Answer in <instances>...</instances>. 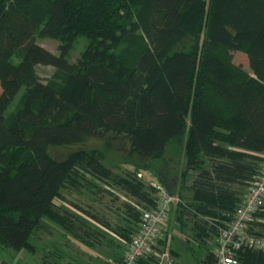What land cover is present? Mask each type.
<instances>
[{"label":"trees","instance_id":"trees-1","mask_svg":"<svg viewBox=\"0 0 264 264\" xmlns=\"http://www.w3.org/2000/svg\"><path fill=\"white\" fill-rule=\"evenodd\" d=\"M37 34L60 39V53ZM79 34L88 44L72 60ZM238 50L250 72L234 62ZM37 64L55 66L54 78L41 79ZM106 135L128 138L129 153L147 159L161 158L170 143L182 146L181 181L189 179L192 196L177 220L208 248L205 264H216L220 228L264 161V0H0L2 246L35 252L32 238L45 219L90 245L105 236L91 220L129 242L141 221L137 205H154L157 189L135 170L114 173L100 150L80 147ZM74 146L63 157L51 151ZM85 188L96 205L80 199ZM116 189L130 199L112 220L108 211L118 205L103 200L119 199ZM255 224L264 235V222ZM166 237L137 264H159ZM239 252V264H264L263 250Z\"/></svg>","mask_w":264,"mask_h":264},{"label":"rangeland","instance_id":"rangeland-1","mask_svg":"<svg viewBox=\"0 0 264 264\" xmlns=\"http://www.w3.org/2000/svg\"><path fill=\"white\" fill-rule=\"evenodd\" d=\"M36 41L46 48L50 49L55 53H60V39L45 36V35H36ZM88 44V38L85 35L79 34L73 40L72 46L69 51V58L72 60H76L85 49ZM234 62L240 64L247 71L250 70L248 56L245 51L238 50L233 53ZM15 61L20 60L19 51H17L13 56ZM37 72L39 73L41 79L48 80L54 78L57 68L50 64H37L36 65ZM25 87L23 86L19 92L16 94L12 102L9 104L6 110V115L9 116L12 112L20 104L21 95L24 92ZM80 147L87 149H98L102 153V163L107 168L111 169L114 173L118 175H125L127 171L135 170L139 173L140 178L143 179L146 183L152 181L155 183H162L167 188L171 189L173 192H177L182 195L183 201L185 204H177L175 206V210L172 213L173 215L170 217L168 221L167 229H163L162 235L170 234V253L172 255V248L180 251V254H177L175 257V264H199L198 259L193 256V254L188 250V248H184L181 244V240L184 238L182 235H186L188 237L193 236V231L191 229V224L186 228L180 227V224L177 220V217L180 215L182 208L185 207L188 203H190L191 192L189 190V179L186 182L182 183L181 177V169H183V151L182 146H177L176 144L170 143L166 146L163 156L158 159H147L141 158L137 155H131L129 153L130 150V142L128 138L123 136H113L106 135L105 137H91L87 143L81 145ZM77 147H62V148H51V151L54 155L63 157L67 155L71 150L76 149ZM95 189V187H93ZM92 188V189H93ZM85 188L83 192H81L80 199L86 200L88 203L96 205V202H92V196L96 198V194L92 191ZM67 195L71 198H74L76 193H70L65 190ZM116 194L119 199H111L108 196L104 197V204H113L116 207L119 203L123 201H127L130 198L124 194L123 191L116 189ZM111 197V196H110ZM99 198V197H98ZM113 200V201H112ZM134 203H137L134 201ZM139 205V204H138ZM120 209V210H119ZM107 211V210H105ZM121 208L116 207L112 208V211H108L112 220L120 219L123 216L121 213ZM120 216V217H118ZM184 215L183 217H185ZM261 215H256L255 223L257 219ZM181 217V216H180ZM264 217V216H262ZM51 223L49 219H45ZM91 224L95 227L96 224L90 221ZM172 225V228H170ZM260 228L262 226L260 225ZM180 229L185 230V232H181ZM60 231H57L58 234L61 233L62 229L59 228ZM166 230V232H165ZM168 231V233H167ZM192 231V232H191ZM58 240V245L62 248L64 262L63 264H69V260H76L80 264H114L113 256L118 252V242L116 238H109L104 236V238H98L96 241H92L90 245L85 240H75L70 234V239H64L60 236ZM112 237H114L112 235ZM182 237V238H181ZM57 239V238H56ZM67 240V242H65ZM46 242V241H45ZM44 241L40 242V246L44 249V245L46 244ZM60 242V244H59ZM67 243V244H66ZM64 244V245H63ZM126 247L125 250L127 248ZM40 248V249H42ZM38 248V250H40ZM79 249V250H78ZM124 250V251H125ZM124 253V252H123ZM52 258V257H51ZM37 261L41 264L45 262L46 255L41 254L37 256ZM117 260V259H116ZM115 260V261H116ZM68 262V263H67Z\"/></svg>","mask_w":264,"mask_h":264},{"label":"built area","instance_id":"built-area-1","mask_svg":"<svg viewBox=\"0 0 264 264\" xmlns=\"http://www.w3.org/2000/svg\"><path fill=\"white\" fill-rule=\"evenodd\" d=\"M157 202L152 206L137 205L141 221L132 234L127 248L114 264H137L139 259L153 252L154 244L168 225L180 197L177 192L168 190L164 185L155 183ZM264 208V161L258 175L248 187L236 207L232 219L220 228L216 237L214 253L216 264H239L240 250L246 248L264 251V235L253 229L256 214ZM159 264H174L170 253L169 236L165 239Z\"/></svg>","mask_w":264,"mask_h":264},{"label":"crops","instance_id":"crops-1","mask_svg":"<svg viewBox=\"0 0 264 264\" xmlns=\"http://www.w3.org/2000/svg\"><path fill=\"white\" fill-rule=\"evenodd\" d=\"M66 204H68V203H66ZM68 207L71 210L82 215V213L79 212L78 210H76L73 206L69 205ZM172 215L173 214H171V216ZM261 222H264V217H262V215L256 221L255 226L257 227V229H262V228H260ZM45 224L47 227H44L43 230L36 231V233L34 234V236L32 238V242L36 245V251L35 252H30V251H27L25 249L15 250L13 248L4 247L0 244V264H40L36 258H37V256H40L41 254L46 255L45 262L41 263V264H63V262L65 260L63 257V254H62L63 251H62V248L58 245V240H59V238H61L60 236H62L64 239H70V234H71L73 237H75V240H79V239L74 235V233L66 230L65 228L61 227L60 225H57L56 223H54L52 221H51V223L48 221H45ZM95 227L98 228L99 230H101L105 234V236L109 237L111 235V237H109V238H116L117 240H119V241H117L118 242V247H117L118 252H117V254H115L112 257L114 262H115L116 259H118L122 256V254L125 250V247H126V243L116 233L105 228L103 225L99 224L98 222H96ZM59 228L62 229L60 234H58V232H57V231H60ZM170 228H172V225ZM166 229H167V227H166ZM180 231L183 233L185 232V230H183V229H180ZM263 231H264V229H263ZM170 234H168L169 241H170ZM112 235L114 237H112ZM182 236L184 237L181 240L182 246L184 248H188V250L193 254V256L196 257V259H198L199 264H205L204 261L206 258L208 248L205 247L203 242L199 243V241L197 242V240L196 241H194L193 239L189 240L188 236H186V235H182ZM42 241H44V242L46 241L45 242L46 244L44 245L45 246L44 249L40 246V242H42ZM65 242H67V240H65ZM214 242H215L214 240L213 241L210 240L209 246L211 248L214 246ZM59 244H60V242H59ZM169 245H170V242H169ZM38 248L39 249L42 248V249L38 250ZM180 253L181 252L178 251L177 249L172 248V256L175 257L177 254H180ZM68 262H69V264H80L76 260H69ZM175 263L176 262L174 260V264Z\"/></svg>","mask_w":264,"mask_h":264}]
</instances>
